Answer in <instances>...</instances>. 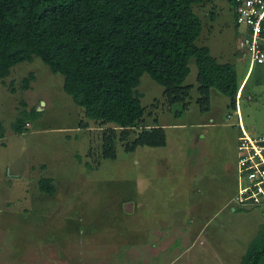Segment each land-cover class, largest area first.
<instances>
[{"label":"rangeland","instance_id":"rangeland-1","mask_svg":"<svg viewBox=\"0 0 264 264\" xmlns=\"http://www.w3.org/2000/svg\"><path fill=\"white\" fill-rule=\"evenodd\" d=\"M194 6L204 21L198 43L211 45L219 61L241 56L237 66L239 81H245L246 86L239 99L243 121L253 134L264 132V80L256 81L264 66H254L248 76L250 62L241 48L233 0H204ZM190 66L186 82L196 87L187 99L192 104L188 111L182 103L169 104L164 85L142 73L138 89L145 114L139 125L116 130V158L105 156L103 141L104 128L113 123L103 125L87 117L65 90L64 76L53 73L40 56L21 61L0 77V264H166L175 255L180 258L173 264L191 259L196 264L239 262L264 222V203L243 206L232 200L237 211L230 205L221 209L222 197L215 192L217 185L230 177L224 180L219 171L213 176L209 168L214 165L219 170L216 166L229 161L235 172L236 144L234 150L227 145L221 150L207 137L200 146H192L195 153H202L196 162L203 167L202 174H210L196 180L210 186L205 191L203 187L201 195L195 188L188 189L185 198L179 189L187 188L183 181L191 178V173L181 170L187 164L180 135H188L192 144L190 130L195 127L168 128L167 149L146 145L135 151L126 149L148 122L171 113L185 120L208 119L211 114L227 121L239 120L236 108L227 106L228 95L217 88L212 89L211 111L198 109L194 58ZM29 71L33 77L26 85L24 77ZM19 123L24 128L21 133L14 128ZM224 138L222 135L216 141L226 143ZM158 148L165 153L163 161L156 153ZM163 164H176L179 169L175 166L160 174L158 168ZM42 177L52 179L54 192L40 188ZM141 183H147L148 188L138 189ZM134 195L140 200L137 204L130 199ZM199 198L206 202L197 203ZM190 215L195 217V226L205 221L210 224L200 234H192L195 229L185 225ZM175 216L184 224L180 228L173 227ZM161 229L164 233L158 235Z\"/></svg>","mask_w":264,"mask_h":264},{"label":"trees","instance_id":"trees-1","mask_svg":"<svg viewBox=\"0 0 264 264\" xmlns=\"http://www.w3.org/2000/svg\"><path fill=\"white\" fill-rule=\"evenodd\" d=\"M204 0H0V77L24 60L40 56L64 76V88L87 117L100 120L105 156L117 157V129L141 123L145 114L142 73L164 85L166 101L188 107L194 87L186 84L190 62L198 65V103L211 108V88L231 97L235 106L240 82L236 63L219 61L208 44L196 39L204 21L195 4ZM33 72L24 82L29 85ZM86 127L88 125L81 124ZM17 132L24 128L14 125ZM3 135L0 120V136ZM165 126H144L126 144L167 143ZM40 188L54 192L52 179ZM237 264H264V222Z\"/></svg>","mask_w":264,"mask_h":264},{"label":"crops","instance_id":"crops-1","mask_svg":"<svg viewBox=\"0 0 264 264\" xmlns=\"http://www.w3.org/2000/svg\"><path fill=\"white\" fill-rule=\"evenodd\" d=\"M235 25H236V22H235ZM203 29H204V25H203ZM209 46L211 47V45H209ZM212 52H213V50H212ZM214 56L216 57L215 54H214ZM239 59H241V56H239L238 54H236L232 58V60L230 59L231 61L236 63L237 72H238V79H239V71H238V66L237 65H238ZM256 65H261V67H263L264 66V62L256 64ZM256 65H254V66H256ZM253 69H254V67L252 68V70H249L248 76L251 73H253L252 72ZM263 80H264V69L261 68L258 71V73H257L256 81L260 82V81H263ZM239 82H240V87H239L240 94H239V90H238L235 106L231 105V97L229 95H228V97H229L230 101H228V103H227V106H228V108L230 110H231V108H236L235 112H236V114L239 115V117H238L239 120L237 121L238 124H239V128L236 127V125H238L237 122H235L236 120L235 121H233V120L232 121H227L226 118H223V117L217 118V117L213 116V114H211L208 119H205L203 116H201L199 118L198 117L197 118L193 117L191 119H188V120H191L190 122H187L188 120L176 117L173 113H171V114L167 115L166 117L162 116L161 118L156 119L155 122H148V126L147 127H153L155 125V123L158 121L160 124L165 126L166 133L168 131V128H174V127H176V128H178V127L179 128L180 127H187L188 128L189 126L193 127V128L195 127V129H192V130L188 129V130L192 131V136H191V139L193 140L192 144L187 139V138H189L188 135H185V134L184 135H180V138L183 141V143L181 145V149H182L181 151H182V154H184V156L183 155L182 156L184 157V159L186 161V164H187V166H185L181 170L184 171V172H187V173L190 172L191 173V178H192L191 179L190 176H189V179H185L184 177H182V179H185L186 182H187L186 183L185 180L183 181L184 185L187 184V188L186 189H183V188L179 189L181 191V195L183 197H184V195H186L188 189L195 188L197 193L201 195L205 191V187L209 188V186H210V184L207 181H206L207 184L203 185V184H201V182H198V180H196L197 177H199L198 179L201 180V176H203V175L208 176L210 174H208V173H203L202 174L203 167L201 165L198 166L197 164H199V163H196L202 153H200V154L199 153H195L193 151L194 149H193L192 146H198V145L200 146L201 145V141L203 139L204 140L207 139V137H208V138L213 139L214 143L221 150H222V148H226L225 145H227L228 148L229 147H233V150H234L235 149V144H236V155L238 156L237 144H238V140L240 139L239 135H240V133H241L243 128H245L246 130H249L248 128L245 127V124H244V121H243V117H242L241 108H240V105H239V99L242 96H244L243 90H244V87H246L245 84H244L245 81H243V82L239 81ZM188 83H191V82H188ZM188 83L186 82V84H188ZM194 87H196V86H194ZM212 89H214V88H211V94H212V91H213ZM247 98L251 99L253 97L251 95H248ZM190 105H192V104H189L188 108L185 109V110L188 111L190 109V107H191ZM211 105H212V96H211ZM211 108L208 110V113L211 111ZM198 109L201 110L200 106H199ZM229 109H227V113L226 114H227V116L229 118H232V117H230L231 114H230ZM237 110L239 112H237ZM202 112H204V111H202ZM240 121H241V123H240ZM211 133L213 134V136L210 135ZM222 135L225 136L224 139H225L226 143L224 141H222V142L216 141V140H218L219 137H222ZM167 138H166L167 143L165 145H161L162 148H166V149L170 148L169 140ZM231 139H233L235 142H233ZM186 140H187L188 144L186 143ZM191 148L193 150H191ZM137 149H138V147L135 150H137ZM158 149H160V148H158ZM156 153H157V155H160V156H158V158H160L159 160H162V158L164 157L165 153L161 149L158 150ZM165 158H164V160H165ZM137 160L138 159L136 158V161ZM224 163H223L222 166H216V167L219 168V170L215 169L213 167L214 165L209 166V168L212 167V171L214 173L213 176L219 171L221 173L220 175H223L224 180L228 179L230 177V179H228V181H223V183H219L217 185L218 188H217V191L215 193L221 195V197H222L221 203H222L223 206H222L221 209L225 208L227 205H230L232 210L237 211L238 207H236L233 204L232 200L234 199V195L236 194V192L238 190V186H239L238 170H237V167H236V171H237V177H236V171L234 172L233 169H231V164L229 163V161H228V163L227 162H224ZM175 166H176V164H174V165H167V164L164 165L163 164L162 168H158V170L160 171V174L163 173L164 171L171 172V171H173L175 169ZM236 166H237V159H236ZM176 167H177V169H179L178 166H176ZM207 171H209V170H207ZM136 175H138V174L136 173ZM151 175L154 176V174H151ZM156 175H159V174H156ZM212 186L216 189L215 183H213ZM203 187H204V191L202 190ZM140 188H146L147 189L148 188V184L146 183V185H145L144 183H141V185H139L138 189H140ZM216 194L214 195L215 199H217ZM130 199H132V201L135 202L136 204L140 202V200L137 199L135 197V195L131 196ZM196 202L199 203V202H206V201H205V199L199 198ZM244 208H246V207H244ZM216 213H217V211H216ZM175 217H176L175 218L176 222L174 224L175 226L173 225V223H172V225H173V227H179L180 228L184 224L179 222L178 216H175ZM194 223H195V217L190 215V217H188L187 223H185V225H187L189 228L195 229L197 231L196 233H193V232H195V230H194L192 232V234H200V232L204 228L208 227V225L210 224L209 221H205V222H203L202 225L198 224L197 226H195ZM163 225H165V227H167V228L170 227L168 222H163ZM193 226H195V228ZM196 227H198V228L196 229ZM162 231L163 230L161 229L158 232V235H160V234L163 235L164 232H162ZM159 244H160V240H159ZM191 244H193V243H191ZM178 256L177 255L173 256V258L169 262H167L166 264L175 263L180 258ZM184 263L185 264H196L197 262H196V260L193 262L192 259H191V260L185 261Z\"/></svg>","mask_w":264,"mask_h":264},{"label":"built area","instance_id":"built-area-1","mask_svg":"<svg viewBox=\"0 0 264 264\" xmlns=\"http://www.w3.org/2000/svg\"><path fill=\"white\" fill-rule=\"evenodd\" d=\"M233 9L241 48L252 70L254 65L264 62V0H233ZM239 138V186L233 200L243 206H256L264 203V132L253 134L243 128Z\"/></svg>","mask_w":264,"mask_h":264}]
</instances>
